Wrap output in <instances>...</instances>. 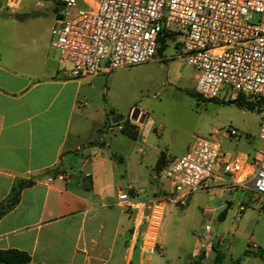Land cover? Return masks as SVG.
<instances>
[{
	"label": "crops",
	"instance_id": "1",
	"mask_svg": "<svg viewBox=\"0 0 264 264\" xmlns=\"http://www.w3.org/2000/svg\"><path fill=\"white\" fill-rule=\"evenodd\" d=\"M26 1L9 10L7 0H0V204L18 181L35 184L0 220V250L25 252L30 264H142L147 210L123 207L117 194L137 191L141 198H150L169 193L172 184L161 171L176 157L160 152L154 175L147 180L143 161L147 155L139 133L132 138L122 132L142 123L106 119L114 71H102L90 80L71 78L51 46L50 30L60 8ZM35 8L42 13L35 14ZM45 21L50 24L47 29L41 28ZM104 81V131L99 139L84 144L82 131L96 119L87 114L94 101L82 89L99 88ZM116 126L117 142L126 155L108 150L107 134ZM162 154L164 166L158 168ZM54 169L60 171L57 176L48 173ZM226 179L214 178L211 189L232 193L226 189ZM241 191L264 198L252 189ZM231 206L230 201L219 199L203 215L220 220L225 213L226 220ZM216 236L218 242L211 250L216 252L215 264H222V239ZM256 253L264 257L262 248Z\"/></svg>",
	"mask_w": 264,
	"mask_h": 264
},
{
	"label": "built area",
	"instance_id": "2",
	"mask_svg": "<svg viewBox=\"0 0 264 264\" xmlns=\"http://www.w3.org/2000/svg\"><path fill=\"white\" fill-rule=\"evenodd\" d=\"M22 0H7V9ZM176 26V27H173ZM182 33L185 62L196 71V92L217 99L222 90L237 93L263 112L259 138L264 144V0H60L50 30L58 62L71 78L90 80L153 62L161 39ZM226 136L238 137L227 130ZM172 190L150 198L120 191L123 207L145 214L142 264L157 250L160 227L169 204L187 206L197 192L210 190L214 178H227L229 192L252 189L264 196V147L258 156L224 153L219 142L197 137L190 150L162 169ZM218 242L209 221L199 235V254ZM221 243V240H219ZM251 249L260 252L254 244Z\"/></svg>",
	"mask_w": 264,
	"mask_h": 264
},
{
	"label": "rangeland",
	"instance_id": "3",
	"mask_svg": "<svg viewBox=\"0 0 264 264\" xmlns=\"http://www.w3.org/2000/svg\"><path fill=\"white\" fill-rule=\"evenodd\" d=\"M37 1L60 8L58 0L26 2ZM42 11L34 9L35 14ZM41 25L47 29L50 24L45 21ZM184 39L182 33L166 37L165 50L158 53L153 62L114 71L106 119L109 123H113L114 117L133 122L131 115L135 110L145 114L144 122L132 129L139 133L141 149L147 155L143 161L148 181L154 175L153 166L160 152L169 158L181 157L197 137L219 142L222 151L230 154L258 156L264 147L259 138L262 110L256 106L251 109L238 106L237 93L232 91L222 90L217 99H205L196 94L197 71L182 56ZM64 68L70 70L69 66ZM99 85L95 89L86 86L82 89L83 95L94 101L87 107V114L96 119L94 125H87L82 131L84 144L99 139L104 131L105 116L101 109L105 106L102 89L106 82ZM227 130L236 131L238 137L226 136ZM107 135L108 150L126 155L125 148L117 142L118 127ZM83 153L87 155L89 149L85 148ZM219 199L231 202L232 211L227 219L204 216L205 209ZM209 221L213 232L222 239L219 250L222 264H264V257L251 249L256 244L264 250V198L259 199L250 191L227 193L221 188L194 193L185 207L167 206L158 235V244L163 250L149 255L148 264H194L197 260L200 264H215L216 252L212 250L201 260L198 257L199 235Z\"/></svg>",
	"mask_w": 264,
	"mask_h": 264
},
{
	"label": "trees",
	"instance_id": "4",
	"mask_svg": "<svg viewBox=\"0 0 264 264\" xmlns=\"http://www.w3.org/2000/svg\"><path fill=\"white\" fill-rule=\"evenodd\" d=\"M165 39H161L160 46L158 48V52L161 54L165 50ZM197 95H199L196 92ZM235 103L240 107H248L253 108L252 105L248 104L245 100H243L241 97H239ZM122 132H125L128 136L135 138L137 135V132L133 129H126L122 130ZM165 155L162 154L158 161V168H161L164 166ZM52 176H57L60 171L58 169H54L48 172ZM35 184L34 180H20L18 181L13 189L10 197L2 202L0 204V220L11 210H13L20 202L21 194L22 192L32 187ZM225 217V213H222L220 216V220H223ZM31 258L30 256L22 251L15 250V249H8V250H0V264H30Z\"/></svg>",
	"mask_w": 264,
	"mask_h": 264
},
{
	"label": "water",
	"instance_id": "5",
	"mask_svg": "<svg viewBox=\"0 0 264 264\" xmlns=\"http://www.w3.org/2000/svg\"><path fill=\"white\" fill-rule=\"evenodd\" d=\"M144 117H145L144 115L141 116V113H140L139 110H135V111L133 112V114L131 115V120L134 121V122L143 123V121H144ZM121 120H123V119H120V118H116V117H114L113 120H112V122H113V123H117V122H119V121H121Z\"/></svg>",
	"mask_w": 264,
	"mask_h": 264
}]
</instances>
